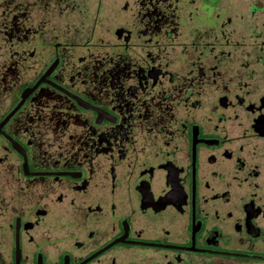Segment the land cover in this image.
<instances>
[{"label":"flooded vegetation","instance_id":"1","mask_svg":"<svg viewBox=\"0 0 264 264\" xmlns=\"http://www.w3.org/2000/svg\"><path fill=\"white\" fill-rule=\"evenodd\" d=\"M0 264H264V0H0Z\"/></svg>","mask_w":264,"mask_h":264}]
</instances>
